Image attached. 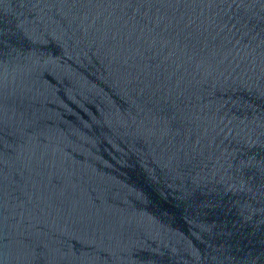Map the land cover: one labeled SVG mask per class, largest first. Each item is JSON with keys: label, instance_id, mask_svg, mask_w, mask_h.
<instances>
[{"label": "water", "instance_id": "1", "mask_svg": "<svg viewBox=\"0 0 264 264\" xmlns=\"http://www.w3.org/2000/svg\"><path fill=\"white\" fill-rule=\"evenodd\" d=\"M0 264H264V0H0Z\"/></svg>", "mask_w": 264, "mask_h": 264}]
</instances>
